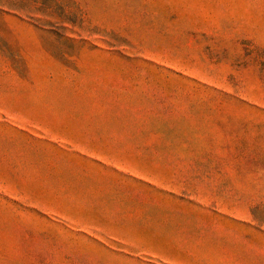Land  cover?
<instances>
[{
    "label": "rangeland",
    "instance_id": "374dc122",
    "mask_svg": "<svg viewBox=\"0 0 264 264\" xmlns=\"http://www.w3.org/2000/svg\"><path fill=\"white\" fill-rule=\"evenodd\" d=\"M71 2L0 10V264H264V0Z\"/></svg>",
    "mask_w": 264,
    "mask_h": 264
},
{
    "label": "trees",
    "instance_id": "16d2710c",
    "mask_svg": "<svg viewBox=\"0 0 264 264\" xmlns=\"http://www.w3.org/2000/svg\"><path fill=\"white\" fill-rule=\"evenodd\" d=\"M71 4V0H0V10L14 15L25 16L41 26H49V22H42L35 17H51L59 14L62 17V21H67L66 9Z\"/></svg>",
    "mask_w": 264,
    "mask_h": 264
}]
</instances>
